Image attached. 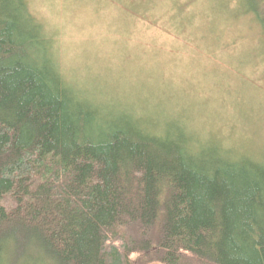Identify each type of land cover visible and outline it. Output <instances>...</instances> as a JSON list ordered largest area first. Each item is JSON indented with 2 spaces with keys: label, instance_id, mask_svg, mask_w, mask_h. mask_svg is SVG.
Segmentation results:
<instances>
[{
  "label": "trees",
  "instance_id": "16d2710c",
  "mask_svg": "<svg viewBox=\"0 0 264 264\" xmlns=\"http://www.w3.org/2000/svg\"><path fill=\"white\" fill-rule=\"evenodd\" d=\"M29 6L0 0V264H264V152L69 83Z\"/></svg>",
  "mask_w": 264,
  "mask_h": 264
},
{
  "label": "rangeland",
  "instance_id": "374dc122",
  "mask_svg": "<svg viewBox=\"0 0 264 264\" xmlns=\"http://www.w3.org/2000/svg\"><path fill=\"white\" fill-rule=\"evenodd\" d=\"M27 1L55 37L69 83L264 152V26L251 0L240 21L237 0Z\"/></svg>",
  "mask_w": 264,
  "mask_h": 264
}]
</instances>
